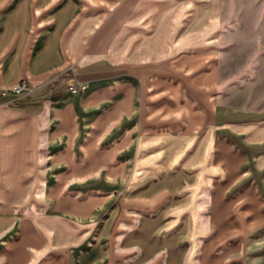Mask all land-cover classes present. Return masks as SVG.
<instances>
[{
    "label": "crops",
    "instance_id": "obj_1",
    "mask_svg": "<svg viewBox=\"0 0 264 264\" xmlns=\"http://www.w3.org/2000/svg\"><path fill=\"white\" fill-rule=\"evenodd\" d=\"M221 9L0 0V87L28 85L0 105L36 120L42 181L32 208L0 209V264H264V108L220 97ZM205 201L214 233L248 210L261 236L197 241Z\"/></svg>",
    "mask_w": 264,
    "mask_h": 264
},
{
    "label": "rangeland",
    "instance_id": "obj_2",
    "mask_svg": "<svg viewBox=\"0 0 264 264\" xmlns=\"http://www.w3.org/2000/svg\"><path fill=\"white\" fill-rule=\"evenodd\" d=\"M221 1L220 97L230 104L264 108V0ZM1 104L0 209H29L37 204V197L42 192L37 122L19 107ZM213 188L212 181H205L204 195H211ZM204 205L202 224L205 234H200L197 241L207 243L220 238L223 243L230 237L239 244L247 241L246 236L252 235L256 239L261 236V230L257 231L260 227L254 228L249 235L244 233L251 216L248 210L242 214L247 218L238 223L236 234L214 233L212 204L205 201ZM221 252L227 255L226 258L231 255L230 259L236 264L244 263L242 249L229 251L224 248ZM229 261L227 259L226 263Z\"/></svg>",
    "mask_w": 264,
    "mask_h": 264
},
{
    "label": "built area",
    "instance_id": "obj_3",
    "mask_svg": "<svg viewBox=\"0 0 264 264\" xmlns=\"http://www.w3.org/2000/svg\"><path fill=\"white\" fill-rule=\"evenodd\" d=\"M68 89L73 93H79L86 89V84L84 82H75L68 86ZM28 90V85L25 82L15 83L11 87H0V96L9 97L13 96L14 98L23 92Z\"/></svg>",
    "mask_w": 264,
    "mask_h": 264
}]
</instances>
